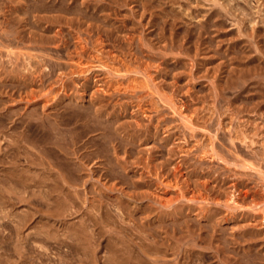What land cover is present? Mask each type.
I'll return each instance as SVG.
<instances>
[{
  "label": "rangeland",
  "instance_id": "374dc122",
  "mask_svg": "<svg viewBox=\"0 0 264 264\" xmlns=\"http://www.w3.org/2000/svg\"><path fill=\"white\" fill-rule=\"evenodd\" d=\"M0 264H264V0H0Z\"/></svg>",
  "mask_w": 264,
  "mask_h": 264
},
{
  "label": "bare ground",
  "instance_id": "6f19581e",
  "mask_svg": "<svg viewBox=\"0 0 264 264\" xmlns=\"http://www.w3.org/2000/svg\"><path fill=\"white\" fill-rule=\"evenodd\" d=\"M177 112H178V114L180 115V116H183L184 115V113L182 112V110H179V109H177L176 110ZM45 113V112H44ZM30 125V124H29ZM30 130V129H29ZM31 135L33 134V132H37V129L35 128V127H33V126H31ZM41 132V131H40ZM56 133V132H55ZM30 135V136H31ZM34 135V134H33ZM38 135V134H37ZM36 136V135H35ZM41 136V135H40ZM33 137V136H32ZM31 137V138H32ZM41 138V137H40ZM47 139V138H46ZM50 141V140H49ZM56 145V144H55ZM53 146V145H52ZM58 146H60V145H58ZM58 148H60V147H58ZM61 149H63V148H61ZM64 150V149H63ZM67 150V149H66ZM68 151V150H67ZM63 152V151H62ZM61 152V153H62ZM56 153H57V151H56ZM64 153V152H63ZM60 154V153H59ZM71 154V153H70ZM60 156V155H59ZM63 156V155H62ZM68 156V155H67ZM66 158H68V157H66ZM9 160V159H8ZM61 160V159H60ZM60 163H61V161H60ZM63 163H64V161H63ZM51 165V164H50ZM49 165V166H50ZM62 165V164H61ZM71 165V164H70ZM79 165V164H78ZM54 166V165H53ZM57 166V165H56ZM82 166V165H81ZM59 167V166H58ZM57 167V168H58ZM64 168V167H63ZM80 168V167H79ZM67 169H68V167H67ZM60 170H62L61 168H60ZM75 170V169H74ZM76 171V170H75ZM94 171V170H93ZM67 172V171H66ZM12 187V186H11ZM233 202L235 203V202H237L236 200H233ZM12 221V220H11ZM138 223V222H137ZM151 228V227H150ZM253 260V259H252ZM246 263V262H245Z\"/></svg>",
  "mask_w": 264,
  "mask_h": 264
}]
</instances>
